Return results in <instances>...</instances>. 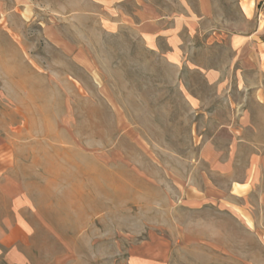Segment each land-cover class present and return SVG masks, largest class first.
<instances>
[{"label":"rangeland","instance_id":"374dc122","mask_svg":"<svg viewBox=\"0 0 264 264\" xmlns=\"http://www.w3.org/2000/svg\"><path fill=\"white\" fill-rule=\"evenodd\" d=\"M207 2L0 0V264H264L261 180L203 158L247 27Z\"/></svg>","mask_w":264,"mask_h":264},{"label":"crops","instance_id":"0c3cea01","mask_svg":"<svg viewBox=\"0 0 264 264\" xmlns=\"http://www.w3.org/2000/svg\"><path fill=\"white\" fill-rule=\"evenodd\" d=\"M199 3L201 13L207 16V0ZM239 4L247 27L232 38L236 54L226 66L231 75L224 76V70H211L207 75L210 85L221 90L223 85L230 87L227 98L231 100L233 119L220 129L226 132L225 136L217 133L209 141L203 158L215 170L226 174H231L237 164H248L244 180L235 182L241 187L240 193L233 192L247 196L260 180L264 191V0H239ZM175 20L178 30L192 25L187 16L179 15ZM222 147L226 150L218 149Z\"/></svg>","mask_w":264,"mask_h":264}]
</instances>
